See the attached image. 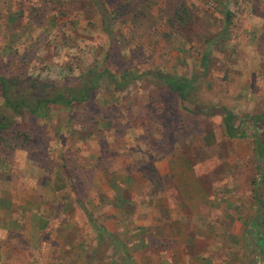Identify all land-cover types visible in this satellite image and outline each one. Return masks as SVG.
Returning <instances> with one entry per match:
<instances>
[{"label": "rangeland", "instance_id": "rangeland-1", "mask_svg": "<svg viewBox=\"0 0 264 264\" xmlns=\"http://www.w3.org/2000/svg\"><path fill=\"white\" fill-rule=\"evenodd\" d=\"M90 70L108 76L46 117L0 96V264H264V0H0L1 75ZM171 204L190 241L149 224Z\"/></svg>", "mask_w": 264, "mask_h": 264}, {"label": "trees", "instance_id": "trees-1", "mask_svg": "<svg viewBox=\"0 0 264 264\" xmlns=\"http://www.w3.org/2000/svg\"><path fill=\"white\" fill-rule=\"evenodd\" d=\"M227 15L229 16V11H227ZM107 31L110 30L107 29ZM87 75L88 77L85 79L81 88L54 87V91H47V87L53 86L52 84L38 80H19L16 77H9L0 74V96L4 99V107L13 113L22 114L23 112L28 111L33 116L46 117L49 115L51 105L61 104L68 108H72L74 102L86 101L89 98L91 91L98 88L101 85L102 80L108 76V72L103 71L101 73H96L94 70H90ZM112 76L113 75H111V77ZM129 78L130 77L126 76V74L122 76V79L126 81H128ZM162 79L172 90L178 92L183 99L187 97V90L192 87L191 81L184 76L167 74L163 75ZM9 126L7 120L3 119V116H0V129H6ZM224 126L226 133L230 137L245 136L244 132L241 131L237 125L236 114L228 108L225 109ZM261 145L264 152L263 143H261Z\"/></svg>", "mask_w": 264, "mask_h": 264}, {"label": "crops", "instance_id": "crops-1", "mask_svg": "<svg viewBox=\"0 0 264 264\" xmlns=\"http://www.w3.org/2000/svg\"><path fill=\"white\" fill-rule=\"evenodd\" d=\"M152 211L154 212L150 216L149 224H151L153 228L164 229L171 239L176 237L181 241H190L192 237L187 233L189 231V223L186 217L187 212L182 211L180 206L171 204L169 208H167L166 206H160L158 209H153ZM201 220H203V218H201ZM143 224L146 225V222ZM167 233H164L162 235H165ZM8 238H10V236L7 228H0V240L6 243ZM179 243L181 245L184 244L180 241L178 242V244ZM181 259H184L183 254ZM164 260L166 264H170L171 261H174V256L170 254L167 255L166 252ZM175 264H177V262Z\"/></svg>", "mask_w": 264, "mask_h": 264}]
</instances>
